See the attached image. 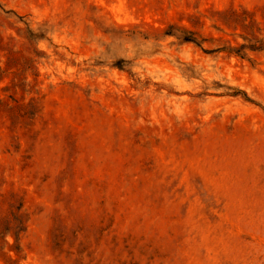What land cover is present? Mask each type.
Masks as SVG:
<instances>
[{
  "label": "rangeland",
  "instance_id": "obj_1",
  "mask_svg": "<svg viewBox=\"0 0 264 264\" xmlns=\"http://www.w3.org/2000/svg\"><path fill=\"white\" fill-rule=\"evenodd\" d=\"M0 264H264V0H0Z\"/></svg>",
  "mask_w": 264,
  "mask_h": 264
},
{
  "label": "trees",
  "instance_id": "obj_2",
  "mask_svg": "<svg viewBox=\"0 0 264 264\" xmlns=\"http://www.w3.org/2000/svg\"><path fill=\"white\" fill-rule=\"evenodd\" d=\"M183 39H184L185 41H193V42H196L195 39H194V37H191V36H185V37H183ZM196 43H197V42H196Z\"/></svg>",
  "mask_w": 264,
  "mask_h": 264
}]
</instances>
